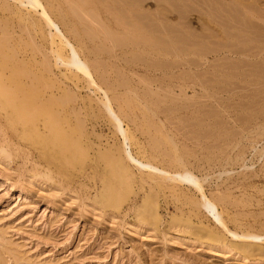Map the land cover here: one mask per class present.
Returning a JSON list of instances; mask_svg holds the SVG:
<instances>
[{"label":"rangeland","instance_id":"1","mask_svg":"<svg viewBox=\"0 0 264 264\" xmlns=\"http://www.w3.org/2000/svg\"><path fill=\"white\" fill-rule=\"evenodd\" d=\"M39 1L41 8L33 11L26 1L22 6L17 0H0V38L9 40L2 48L18 53V71L27 63L38 90L33 98L47 100L25 116L38 129L23 122L12 128L0 116V264H264L263 257L236 248L243 242L264 246V236L262 242L234 239L200 206L202 195L196 189L179 183L159 189L158 176L123 166L127 146L137 158L172 174L181 169L174 161L182 160L223 218L231 219V231L264 235V53H258L264 49V0L255 8L262 17L251 23L242 16L241 6L235 7L242 10L240 16L230 4L232 9L224 12L222 0H173L177 11L168 3L143 0L145 11L167 12L165 26L191 33L196 37L193 42L203 43V55L168 58L159 56L155 47L111 46L101 31L104 26L99 29L73 12L79 0ZM113 3L87 0L85 5L109 34L110 28L120 32L111 14L119 6ZM43 9L62 36H56L53 25L49 28ZM238 25H244L245 37L240 39L244 42L228 37L236 34ZM89 30L99 38L89 37ZM65 40L91 66V81L60 64L58 52L69 56L68 48L59 45ZM233 42L254 58L231 54L230 49L237 51ZM197 83H211L210 95L216 88L212 98H206ZM146 88L158 91L161 99ZM107 99L127 130L128 141L104 109ZM45 120L52 121V130L41 126ZM189 220L201 228L197 233L187 228ZM203 231L225 245L209 242Z\"/></svg>","mask_w":264,"mask_h":264},{"label":"bare ground","instance_id":"2","mask_svg":"<svg viewBox=\"0 0 264 264\" xmlns=\"http://www.w3.org/2000/svg\"><path fill=\"white\" fill-rule=\"evenodd\" d=\"M17 1H20L21 5L23 6V4H25V1L28 2V4L30 5V9H32L33 11L34 10H37L40 6H41V3L39 0H17ZM158 2L160 3H168V5L170 6V9H172L173 11H177V4L174 3L173 0H157ZM181 1V0H180ZM184 1V0H183ZM218 1V0H217ZM225 5L227 4L228 6H225L223 4H221L222 6L220 7L224 12L227 10V8L229 7V4L230 6H234L233 8H235L236 6H241L243 9L240 10L243 12L244 15H241L242 16H245V18L247 19V22L251 23L252 21H254L255 19H259L261 16L259 10L257 11L255 8L258 7V4H259V0H251L252 2H249L250 0H247V2H245L244 0H232L228 3H225V1L227 0H222ZM113 4H117L119 7L115 8L113 10V12H111L112 14V18H114L113 20H115L114 22L116 23V27L120 30L119 33H115L113 31L112 28H110V34L108 33V29H106L105 25H101L98 21H96V18L87 11V9L85 8V5H87V0H79V3H74L73 5V12L77 15V17H80L81 20L83 21H86L92 25H96L97 27L99 26H104L102 27L104 30H102L101 28V31L106 33V37L108 35L107 38L110 39V45L112 46H144L145 48H147L146 46H149V47H155L157 48V54L159 56H163V57H171V56H179L180 53L185 54L188 56V54H196V55H200L203 53H205V50H204V47H203V43L201 44L200 42L198 43H195L193 42L194 38L195 37L193 34L191 33H187V34H184L182 33L179 29H177V27H171V26H165V23H167L166 20H168V16H167V12L165 11H158L157 13L155 12V14H152L150 11H145L144 10V6H143V0H113ZM177 2V0H176ZM220 2V1H219ZM217 2V3H219ZM207 3V2H206ZM107 4V3H106ZM196 4V3H195ZM72 5V4H71ZM108 5V4H107ZM184 5V3H183ZM213 5V4H212ZM114 7V5H112ZM121 6V7H120ZM181 6V4L179 5ZM25 7V6H24ZM43 7V6H42ZM187 7H188V4H187ZM209 7V6H208ZM27 8V7H26ZM41 8V7H40ZM44 8V7H43ZM71 8V7H70ZM108 8V7H107ZM106 8V9H107ZM112 8V7H111ZM183 8V7H182ZM214 8V7H213ZM231 8V7H230ZM228 8V10L230 9ZM238 8V7H237ZM236 9V11L238 12V10ZM240 8V7H239ZM46 9V8H45ZM180 8H178L179 10ZM212 9V8H211ZM232 9V8H231ZM44 10V9H43ZM182 10V9H181ZM213 10V9H212ZM211 10V11H212ZM234 10V9H233ZM232 10V12H233ZM263 10V9H262ZM215 11V10H213ZM235 11V10H234ZM181 12L180 14H183L185 11H180ZM178 12V13H179ZM191 12V11H189ZM223 12V13H224ZM227 12V11H226ZM230 12V11H229ZM238 12V13H239ZM262 12V11H261ZM37 13V12H36ZM42 13V12H41ZM109 13V12H108ZM188 13V12H187ZM215 13V12H214ZM240 13H239V16H240ZM264 12H262V15L264 16L263 14ZM29 14V12H28ZM38 14V13H37ZM185 14V13H184ZM218 12H217V16H218ZM231 13H229L230 15ZM233 14V13H232ZM30 15V14H29ZM41 15V14H40ZM208 15V14H207ZM214 15V16H216ZM223 15V14H222ZM47 13L46 11L44 10L43 12V17L45 18V20L47 21L48 25H49V28L50 26H54L55 27V32H57V35L56 36H59L60 35L62 36V33L61 31L59 30L57 24H54L53 21L51 20L50 21V18L47 17ZM181 16V15H179ZM221 16V15H220ZM236 16V15H235ZM233 17V18H236V17ZM239 16H237L239 18ZM97 17V16H96ZM111 17V15H110ZM183 17V15L181 16V18ZM221 20L225 17L221 16ZM232 17V16H230ZM156 19L154 21V19ZM220 18V17H219ZM229 19V17H227ZM245 18L243 20L238 21L237 24H241L243 22H245ZM43 19V18H42ZM227 19V21H228ZM64 20V19H63ZM185 20V19H184ZM219 21V20H217ZM225 21V19L223 20ZM230 21V19H229ZM237 21V20H236ZM235 21V22H236ZM234 22V21H233ZM232 22V23H233ZM246 22V23H247ZM217 23V22H216ZM221 23V22H220ZM230 23V22H229ZM264 23V22H263ZM219 24V23H218ZM222 24V23H221ZM220 24V25H221ZM235 24V25H237ZM80 25V24H79ZM185 25V24H184ZM231 25V24H230ZM234 24H232L231 26H233ZM234 25V26H235ZM238 25V26H239ZM246 25V24H244ZM242 25V26H244ZM252 25V24H251ZM91 26V25H90ZM95 26V27H96ZM218 26V25H217ZM223 26H225V29L227 28L226 25L223 24ZM241 26V27H242ZM191 27V26H190ZM230 27V26H229ZM240 26L237 28H235L237 31H236V34L232 35L231 36H228L229 38H231V40L233 39L235 42H244L241 41L240 39L245 37H241V35H244L243 34V30L245 31V29L241 28ZM52 28V27H51ZM50 28V29H51ZM188 28V26H187ZM192 28V27H191ZM231 28V27H230ZM234 28V27H232ZM245 28V27H244ZM262 28V27H261ZM89 29V28H88ZM210 29V28H209ZM223 28V30H225ZM263 29V28H262ZM54 30V29H53ZM230 30V29H229ZM72 31V30H71ZM88 31V30H87ZM93 31V30H92ZM106 31V32H105ZM117 31V30H116ZM208 31V30H207ZM211 31V30H210ZM256 31V30H255ZM264 31V30H263ZM75 32V31H74ZM190 32V31H189ZM213 32V31H211ZM262 32V31H260ZM72 33V32H71ZM95 33V32H94ZM93 32H91L89 30L88 33H86L87 35L89 34V37H93L95 36ZM214 33V32H213ZM228 33V32H227ZM226 33V34H227ZM231 33V32H230ZM249 33V32H248ZM253 33V32H251ZM51 34H53L51 32ZM76 34V33H75ZM160 34H163V39L160 38ZM189 34V35H188ZM239 34V35H238ZM247 34V33H245ZM262 34V33H261ZM54 35V34H53ZM103 36V39L105 38L104 37V34H101ZM217 35V34H216ZM250 35V34H249ZM258 35V34H257ZM55 36V37H56ZM66 36V35H65ZM200 36V35H199ZM205 36V35H204ZM210 36V35H209ZM226 36V35H225ZM54 37V36H53ZM67 37V36H66ZM78 37V36H77ZM203 37V36H202ZM58 38V37H57ZM95 38H97V35L95 36ZM99 38V37H98ZM97 38V39H98ZM196 38V37H195ZM205 38H208V37H204L203 39ZM248 38V37H247ZM2 39V41H1ZM8 39L7 37H4L3 38H0V116L1 117H4L6 120H7V123L12 126L16 125L17 126L19 125V123H29L28 124V128H32V129H38L39 127L37 126V124L31 120H27L26 119V115L30 114L31 112H33V110L35 108H38V104L39 102L41 101V103H44L46 98H33V95L36 93V91L38 90H35L34 89V86H36L35 84V81L32 80V78L29 76L30 75V72L31 70L27 67V63H25L21 69L18 71L16 69V66H18V61H17V58H18V53L14 52V51H11L10 53L6 52V50L4 51V47L2 48V46H5V42L9 41V40H6ZM55 39V38H54ZM53 39V40H54ZM62 39V38H61ZM66 39V38H64ZM210 39V38H208ZM58 40V39H57ZM70 41V39H68ZM68 40H65V41H62L61 44H59L61 47H64V48H68L69 50V56H65L64 54L56 51V57L57 59L60 60V64L64 65L65 67H68L69 70L70 69H73L75 70L77 73H81V74H84V77L87 78L88 80V77H89V80H90V77H92V73H91V66H89L87 64L86 61H82L80 58L81 56L79 55L78 51L76 50V48L74 47V45H72V43H70ZM93 40H96L93 38ZM55 41V40H54ZM106 41V40H105ZM209 41V40H207ZM255 42H257L256 40H254ZM53 42V41H52ZM81 42V41H80ZM107 42V41H106ZM216 42V41H215ZM233 42V43H235ZM261 42V41H260ZM9 43V42H8ZM112 43V44H111ZM229 43V42H227ZM232 43V42H231ZM246 43V41H245ZM53 44V43H52ZM51 44V45H52ZM55 44V43H54ZM214 44V43H212ZM216 44V43H215ZM222 44V43H221ZM230 44V43H229ZM249 44V43H248ZM9 45V44H8ZM57 45V43H56ZM55 45V46H56ZM98 45V44H97ZM100 45V44H99ZM205 45H208L206 44L205 42ZM232 45V44H231ZM231 45L229 47H231ZM239 45H241L239 43ZM238 44L235 43V46L237 47V51L230 49L229 52L231 54H241V55H246L248 54V49L247 48H241ZM54 45H52L53 47ZM206 47V46H205ZM218 47H219V44H218ZM223 47V46H221ZM220 47V48H221ZM224 47H225V44H224ZM228 47V48H229ZM233 47V45H232ZM254 47V46H253ZM264 48V46H262ZM104 48V47H103ZM212 48V47H210ZM250 48V47H248ZM256 48V46L254 47ZM261 48V47H260ZM11 49V48H10ZM14 49V48H13ZM96 49V48H95ZM136 49V47H135ZM240 49V50H238ZM57 50V49H56ZM100 50V49H99ZM114 50V49H113ZM142 50V49H140ZM209 50V49H208ZM215 50V49H214ZM217 50V49H216ZM215 50V52H216ZM8 51V50H7ZM219 51V49L217 50ZM223 51V50H222ZM54 52V51H53ZM111 52V51H110ZM207 52V51H206ZM214 52V51H213ZM214 52V54H215ZM256 53V51H255ZM259 54L261 53H264V49H259L258 51ZM257 53V55H258ZM208 54V53H207ZM210 54V53H209ZM141 55V54H140ZM151 55V54H150ZM206 55V54H205ZM190 56V55H189ZM253 57L252 55H246V57ZM256 56V55H255ZM262 56V55H261ZM156 57V56H155ZM197 57V56H196ZM200 57V56H199ZM227 57V56H226ZM258 57V56H257ZM151 58H154V57H150ZM184 58V57H183ZM149 59V58H148ZM21 61V60H20ZM144 61V60H143ZM180 61V60H179ZM25 62V61H23ZM59 62V61H58ZM147 62V61H146ZM148 62H153V61H148ZM158 62V61H157ZM190 62V61H189ZM264 62V61H263ZM22 63V62H21ZM161 63V62H160ZM159 63V64H160ZM167 63V62H166ZM181 63V62H179ZM184 63V62H183ZM188 63V62H187ZM193 63V62H192ZM155 64V63H153ZM152 64V65H153ZM158 64V65H159ZM162 66L163 67V61H162ZM250 64V63H249ZM260 64V62H259ZM172 65H175L174 63ZM178 65V64H177ZM187 65V64H186ZM194 66V64H191V66ZM238 65V64H237ZM247 65V64H246ZM253 67H254V62H253ZM97 66V65H96ZM165 66V65H164ZM189 66V65H188ZM190 66V67H191ZM216 66V65H215ZM46 67V66H45ZM48 67V66H47ZM159 67V66H158ZM166 67V66H165ZM176 67V66H175ZM233 67V66H232ZM238 67V66H237ZM262 67V66H261ZM67 68V69H68ZM154 68V67H153ZM157 68V67H156ZM164 68V67H163ZM170 67L168 66V69ZM173 68V67H172ZM213 68V67H212ZM228 68V67H227ZM231 68V67H230ZM244 68V67H243ZM258 68V66H257ZM263 68V67H262ZM260 69V68H259ZM156 70V69H155ZM158 70V69H157ZM161 70V69H160ZM249 70V69H248ZM258 70V69H257ZM257 70H253V71H257ZM48 71V70H47ZM164 71V70H162ZM173 71V70H172ZM229 71V70H228ZM236 71V70H235ZM245 71V70H244ZM250 71V70H249ZM259 71V70H258ZM222 72V71H221ZM224 72V71H223ZM227 73V72H226ZM255 73V72H253ZM229 74V73H228ZM231 74V73H230ZM264 74V73H263ZM33 75V74H32ZM31 75V76H32ZM215 75V74H214ZM240 75V74H238ZM250 75V74H249ZM248 75V76H249ZM87 76V77H86ZM255 76V75H253ZM247 77V76H246ZM36 78V77H35ZM218 78V77H217ZM216 78V79H217ZM93 79V78H92ZM243 79V78H242ZM210 80V79H209ZM213 80V79H212ZM231 80V79H230ZM241 80V79H240ZM258 80V79H257ZM91 81V80H90ZM220 81V80H219ZM245 81V80H244ZM253 81V80H252ZM250 81V82H252ZM37 82V81H36ZM165 82V81H164ZM170 82V81H169ZM201 82V81H200ZM217 82V81H216ZM225 82V81H224ZM231 82V81H229ZM89 83V82H88ZM92 83V82H91ZM171 83V82H170ZM169 83V84H170ZM206 83V82H205ZM247 83V82H246ZM90 84V83H89ZM159 84V83H158ZM198 84V83H197ZM202 84H204L202 82ZM202 84H198L199 87H201L202 91H203V95L205 96V94L207 95L206 98H209L213 95V93L210 95V84L207 86H210V88L208 89L207 86L205 85H202ZM235 84V83H234ZM38 85V84H37ZM92 85V84H91ZM214 85V84H213ZM228 85V84H227ZM250 85V84H249ZM257 85V84H256ZM93 86V85H92ZM94 86H97V85H94ZM152 86V85H151ZM197 86V85H196ZM217 86V85H216ZM214 86V87H216ZM219 86V85H218ZM253 86V85H252ZM150 85H148V89H149ZM224 87V86H223ZM242 87V86H240ZM259 87V86H258ZM36 88V87H35ZM95 88V87H94ZM153 87H150V90L152 89ZM161 88V86H160ZM159 88V91L160 90H164V89H160ZM225 88V87H224ZM100 89V88H99ZM102 89V88H101ZM168 89V88H167ZM173 89V88H172ZM219 88L217 87V90ZM234 89V88H233ZM236 89V88H235ZM243 89V88H242ZM147 90V88H146ZM150 90H147L150 91ZM155 90V89H154ZM181 90V89H180ZM222 90V89H221ZM220 90V91H221ZM227 90V89H225ZM41 91V90H40ZM103 91V90H101ZM213 91V90H211ZM223 91V90H222ZM232 91V90H231ZM237 91V90H236ZM133 92V91H132ZM145 92V91H144ZM158 91L155 90V93L154 94L153 92L150 93L151 95L154 94L155 96H157ZM168 92H171L172 94L174 93L173 91H168ZM240 92V91H239ZM60 93V90H58V93L56 94L59 95ZM107 93V92H106ZM135 93V92H134ZM146 93V92H145ZM205 93V94H204ZM218 93H221L219 92L218 90ZM228 93V91H227ZM167 94V92H166ZM237 94V93H236ZM235 94V95H236ZM106 95V94H105ZM169 95V94H168ZM174 95V94H173ZM172 95V96H173ZM183 95V94H182ZM185 96H182V97H186V94H184ZM202 95V94H201ZM73 96V95H72ZM109 96V95H108ZM148 96V95H147ZM154 96V97H155ZM166 98L168 97L167 95H165ZM171 95H169L170 97ZM217 96V95H216ZM55 97V94H52V98ZM107 97V95H106ZM146 97V96H145ZM158 98H160L159 96H157ZM215 97V96H214ZM108 98V97H107ZM158 98H155V99H158ZM163 98V97H162ZM172 98V97H171ZM173 98L175 99L176 97L173 96ZM205 98V97H204ZM105 98H103L104 100ZM134 99V98H133ZM161 99V98H160ZM159 99V100H160ZM164 99V98H163ZM183 99V98H182ZM185 99V98H184ZM249 99V98H248ZM38 100V101H37ZM66 100V99H65ZM102 100V102H104ZM186 100V99H185ZM226 100V99H225ZM247 100V99H246ZM47 101V100H46ZM60 101V100H59ZM157 101V100H156ZM175 101V100H174ZM56 102V101H55ZM63 101H61V105L63 106ZM67 102V101H66ZM158 102H161L158 101ZM163 102V100H162ZM57 104V103H56ZM105 106V110L109 116V118H111L117 132L123 136V138L125 139V141H128V133H127V130L124 129L123 127V122L121 120V118L118 116L119 114H116V112L110 107V99H107L104 103H103ZM161 104V103H160ZM244 104V103H243ZM128 105V104H127ZM244 112V111H243ZM56 114H59L57 112H55ZM61 113V112H60ZM55 114V115H56ZM73 114V113H72ZM54 116V115H53ZM57 116V115H56ZM121 116V115H120ZM239 117V116H238ZM243 117V116H242ZM256 117V115H255ZM54 120V119H53ZM238 120V119H237ZM55 121H57L55 119ZM81 121V120H80ZM241 121V120H240ZM148 122V121H147ZM236 122V121H235ZM22 123V124H23ZM21 124V125H22ZM25 124V125H27ZM24 125V126H25ZM52 121L51 120H45L44 122H42V125L44 129H50L52 130ZM81 125V124H80ZM112 125V124H111ZM151 125V124H150ZM247 125V124H246ZM8 126V125H7ZM148 126V125H147ZM27 127V126H26ZM230 127V126H229ZM6 128V127H5ZM85 128V127H84ZM248 129V128H247ZM244 131V130H243ZM48 132V131H47ZM50 133V132H49ZM54 133V132H53ZM236 133V132H235ZM241 133V132H240ZM86 134V133H85ZM215 134V133H214ZM234 134V133H233ZM55 135V134H54ZM237 135V134H236ZM87 136V135H86ZM229 138V136H228ZM237 139V138H236ZM88 141V139H87ZM232 141V140H231ZM7 142V141H6ZM54 142V140H53ZM158 142V140H157ZM129 143V142H128ZM160 143V141H159ZM163 142H161L162 144ZM251 144V143H250ZM127 146V145H126ZM125 147V145H124ZM153 147V146H152ZM158 150H160V146L158 144L157 146ZM155 148V146H154ZM212 148V147H211ZM152 149V148H151ZM66 150V149H65ZM91 150V148H90ZM177 150V149H176ZM186 151V150H185ZM1 152V151H0ZM123 152V150H122ZM159 152V151H158ZM167 152V151H166ZM189 152V151H188ZM207 152V151H206ZM242 152V151H241ZM144 153V152H143ZM162 153V152H161ZM170 153V152H169ZM213 153V152H212ZM164 154V152H163ZM166 154V153H165ZM168 154V153H167ZM176 154V153H175ZM179 154V153H178ZM219 154V153H217ZM99 155V154H98ZM12 156V155H11ZM168 156V155H167ZM171 156V155H169ZM175 156H178V155H175ZM174 156V157H175ZM179 157V156H178ZM195 157V156H194ZM193 157V158H194ZM108 158V157H107ZM146 158V157H145ZM171 158V157H170ZM177 158V157H175ZM180 158V157H179ZM106 159V158H105ZM173 159V158H172ZM188 159V158H187ZM240 160V159H239ZM109 161V159H108ZM194 162V161H193ZM235 162V161H234ZM238 162V161H237ZM113 164V162L111 163ZM115 164V163H114ZM174 164L177 166H180V170L179 171H176L174 174L170 173V172H167L166 170H161L159 169L158 167L154 166L153 164H151L150 162H144L142 161L141 159L137 158L136 156L133 155V153L130 151L129 149V146L125 147L124 149V158H123V166L125 165H134L136 167L142 170H148L152 176H158L159 177V183H156L155 184V187L156 188H159L161 189L162 187H164V185L166 186H171L169 183H179V184H182V185H186L188 187H191L193 189H196L198 192H200V195H202V202L199 203L201 207H203L204 210H206L210 216L212 217V219L214 220V222L216 224H218V226H220L223 230H225L228 234H230L234 239H246V240H253V241H257V242H260L263 238L264 235L260 234V233H250V232H247V231H231L228 227V223L231 222V219L230 220H225L222 216V211H218V207L217 205L211 201L210 199H208L206 197V195L204 194L205 193V190L203 191V187H202V182L199 180L198 177H196L186 166V164L182 163V160L180 161H174ZM110 165V163H109ZM229 165V164H228ZM124 168V167H123ZM122 169V168H121ZM172 169V168H171ZM170 169V170H171ZM118 170V169H117ZM46 172V171H45ZM119 173V172H118ZM215 173V172H214ZM122 175V174H121ZM129 178V177H128ZM116 179V178H115ZM123 179V178H122ZM204 179V178H203ZM50 180V179H49ZM144 180V179H143ZM206 180V179H205ZM156 181V180H155ZM123 182V181H122ZM128 182V181H127ZM145 182V181H144ZM242 182V181H241ZM133 183V182H132ZM154 183V182H153ZM204 183V182H203ZM146 184V183H145ZM205 184V183H204ZM121 186V185H120ZM113 187V186H112ZM123 187V186H122ZM130 187V186H129ZM150 187V186H149ZM105 189V188H104ZM244 189V188H243ZM159 193V192H158ZM136 194V193H135ZM107 196H109L110 194H106ZM182 195V194H181ZM187 195V194H186ZM230 196V195H229ZM217 197V195H216ZM223 197V196H222ZM243 197V196H242ZM105 198V197H104ZM156 198V197H155ZM250 198V197H249ZM220 199V198H219ZM225 199V198H224ZM227 199V198H226ZM193 200V199H192ZM191 200V201H192ZM215 200V199H214ZM223 200V199H222ZM220 201V200H219ZM221 202V201H220ZM229 202V201H228ZM108 203V201H107ZM190 203V202H189ZM218 203V202H217ZM226 203V202H225ZM193 205H197L195 203H193ZM235 205H236V202H235ZM199 207V206H198ZM236 207V206H235ZM197 208V207H196ZM152 213H153V217L155 218L157 216V208L156 206H153V207H150ZM196 209H194L195 211ZM198 211V210H197ZM178 212V211H177ZM207 213V214H208ZM144 214V213H143ZM159 214V213H158ZM152 215V214H151ZM249 215V214H248ZM144 216V215H143ZM192 216V215H191ZM210 217V218H211ZM161 218V217H160ZM226 218V217H225ZM235 218V217H234ZM153 219V218H152ZM188 219V218H187ZM149 220V219H148ZM155 220H157V218H155ZM234 220V219H233ZM151 221V220H150ZM172 221V220H171ZM152 223H153V220H152ZM235 224V221L232 222ZM231 224V223H230ZM137 225V224H136ZM155 225V223H154ZM197 225V224H196ZM240 225V224H239ZM238 224H236L237 227H239ZM201 226V225H200ZM187 228L190 230V231H194V233H197V229H201L199 226H195L194 223L192 222V220H189L188 221V225H187ZM244 229V228H243ZM239 230V229H238ZM208 232H205L203 231L202 234L204 237H207L208 238V241L209 242H216L217 245H225V243L223 244L222 241L219 239V238H216L214 236H210L209 238V234H207ZM264 241V240H262ZM261 241V242H262ZM234 246V245H233ZM237 250L240 251L241 253H244L245 255H250V256H260V257H263L264 258V246H260V245H256V244H247L246 242L244 243H241V244H238L236 246ZM223 250V249H222Z\"/></svg>","mask_w":264,"mask_h":264}]
</instances>
